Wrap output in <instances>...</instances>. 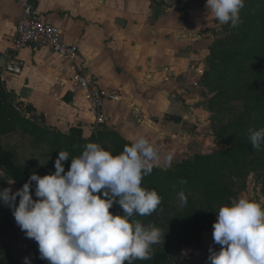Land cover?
Here are the masks:
<instances>
[{"label": "crops", "instance_id": "1", "mask_svg": "<svg viewBox=\"0 0 264 264\" xmlns=\"http://www.w3.org/2000/svg\"><path fill=\"white\" fill-rule=\"evenodd\" d=\"M25 3L59 30L63 42L78 47L79 63L109 97L105 126L130 142L143 135L163 154L173 147L184 126L169 117H188L195 66L207 60L204 48L214 17L206 0H0V56L10 50L23 62L20 75L2 77L4 89L40 123L65 134L79 128L87 137L95 128L94 114L67 64L47 47L15 50ZM8 186L17 190L14 183ZM23 243L18 233L4 246L12 255L15 244L18 251Z\"/></svg>", "mask_w": 264, "mask_h": 264}, {"label": "rangeland", "instance_id": "2", "mask_svg": "<svg viewBox=\"0 0 264 264\" xmlns=\"http://www.w3.org/2000/svg\"><path fill=\"white\" fill-rule=\"evenodd\" d=\"M252 2L257 0H245V3ZM252 11L250 14H254ZM245 14L240 12L242 22L234 28L230 24H219L215 18L210 23L212 34L206 38L204 48L207 60L197 61L191 83L195 91L194 103L187 108L188 117L182 118L193 128L183 127V135H175L173 147L170 145L172 148L165 151L164 154L170 152L174 156L171 167H155L152 171L161 178L156 185L161 204L145 225L155 224L162 230L160 242L152 247L164 252L169 250L165 264H208L209 250L219 251L221 247L213 241L212 235L221 206L245 196L264 207V149H257L253 155L237 161L232 159L229 150L231 144L248 136L249 129L264 128V51L254 43L262 33L256 37L249 34L248 40L242 42L248 34L244 30L254 27L247 22L250 16ZM208 58L212 69L205 79ZM6 94L12 99L13 112L6 117L7 123L0 126V145L11 150L19 163L54 167L60 151L70 153V142L63 138L65 133L33 119L31 113L25 112L26 107L8 95L0 77V99ZM103 126L100 130L95 126L89 136L82 137L87 142L79 145L74 155L69 154L64 168L69 170L71 159L81 155L84 146L93 142L88 139L91 136L113 155L123 152V142L129 144L130 141ZM40 129L47 131L45 138ZM103 130L101 135L99 132ZM202 158H210L211 162L203 164ZM179 163L193 166L199 186L172 188L163 185L167 182L165 173L174 172L175 164ZM189 172L183 170L175 178L179 180L190 175ZM142 183L145 185L147 181ZM8 184L6 188H10ZM143 188L155 190L156 187ZM180 191L187 196V204L183 206L177 196ZM16 251L17 244L12 251L13 258Z\"/></svg>", "mask_w": 264, "mask_h": 264}, {"label": "clouds", "instance_id": "3", "mask_svg": "<svg viewBox=\"0 0 264 264\" xmlns=\"http://www.w3.org/2000/svg\"><path fill=\"white\" fill-rule=\"evenodd\" d=\"M244 5L245 0H206L205 7L219 24L234 28L242 22ZM248 138L254 149H260L264 128L249 129ZM68 159V152L60 151L53 174L33 173L15 192L0 190V203L12 209L16 224L38 243L40 259L49 264H132L151 259L162 230L130 218L157 210L161 197L144 189L142 179L155 167H171L173 154H163L140 135L118 155L87 143L65 173L62 162ZM32 182L37 200L30 193ZM177 196L181 206L187 204L183 191ZM114 202L123 209L122 216L109 212ZM212 235L221 247L209 250L208 264H264V207L259 202L241 196L221 206ZM24 264H31L28 257Z\"/></svg>", "mask_w": 264, "mask_h": 264}, {"label": "trees", "instance_id": "4", "mask_svg": "<svg viewBox=\"0 0 264 264\" xmlns=\"http://www.w3.org/2000/svg\"><path fill=\"white\" fill-rule=\"evenodd\" d=\"M260 2V3H259ZM250 5V6H249ZM258 7H260V10H257ZM253 10L254 14H250V11ZM241 12H246L245 15L250 16V18L247 20L249 24L252 26L254 25L253 29L247 28L244 31L248 33L245 35L244 41L248 40L249 34H251L252 37H256L257 34H260V37L253 38L255 46L261 48L264 51V0H257V2L252 3H245L244 8L241 9ZM251 12V13H252ZM261 16V17H260ZM263 45V46H260ZM208 62L210 63V70L204 74V78L207 79L209 72L211 71V62L208 58ZM10 102H9V101ZM17 103V102H16ZM19 104V103H17ZM13 102L11 98L7 97V94L4 95L0 99V126L3 124H6L7 119L10 115V113L13 112L12 106ZM25 112L32 113L31 108H25ZM100 126V125H99ZM39 129L38 127H36ZM102 127H98L97 129L100 130ZM40 134L44 137L47 135L46 130H39ZM101 135L104 133L103 131L99 132ZM60 134V133H57ZM63 136V135H62ZM45 138V137H44ZM67 141H69V154H73L78 148L79 145L85 144L87 142V139L82 138L81 131L79 128H70L67 134H64V137ZM95 143V136H91L90 138ZM123 142V140H120ZM128 144L127 142H123V146ZM261 149H264V143L261 144ZM231 154L233 155V160L237 161L241 158H245L248 156L253 155L257 149H254L249 141L248 136H246L243 140L231 144L230 149ZM237 150V151H234ZM230 152V151H229ZM264 153V152H263ZM203 164H209L210 158H202L201 160ZM64 164V161L62 162ZM71 164V162H69ZM65 165V164H64ZM193 166L190 165H184V164H175V170L174 172H166L165 179L167 182H165L163 185H170V187H182V186H189V187H197L198 180L196 179L197 172L192 170ZM183 170L190 171V175H187L186 177H183L179 180L175 178V175H180ZM68 171V169L65 168V173ZM55 172V167L51 168H40L35 163H19L17 161L16 155L8 149H4L0 145V190H3L4 187H6L8 181L14 180V186L16 189H20L23 187L25 182H28L29 177L31 174L35 173L41 177L47 174H53ZM144 179L142 182L147 181V183L144 185L141 183V186H147V187H156L155 190L160 193L158 189L159 181L161 180L160 176L157 174H154L151 172V174L146 175L143 177ZM146 179V180H145ZM181 180H186L187 183H180ZM30 193L32 195L33 200H37L38 198L35 196V182H32V187L30 188ZM101 198H103L101 194ZM19 197L16 199V205L18 206ZM160 206H158L159 209ZM109 212L113 215H123V209L121 206L114 202L113 206L109 209ZM151 215L147 216H140L135 215L134 217L130 218V222L132 219L139 220L142 224L145 225L146 221L149 220ZM18 233H21L23 240L25 243L29 244L30 246L37 243L34 239L28 238L25 235V232L20 229V227L16 224L14 216L12 214V209L7 207L5 204L0 203V264H16L15 258L12 257L9 248L4 246V244H11L18 238ZM154 255L149 260H135L132 262V264H165L168 261L167 253H169V250H159L153 247ZM41 264H49L47 260L40 259Z\"/></svg>", "mask_w": 264, "mask_h": 264}, {"label": "built area", "instance_id": "5", "mask_svg": "<svg viewBox=\"0 0 264 264\" xmlns=\"http://www.w3.org/2000/svg\"><path fill=\"white\" fill-rule=\"evenodd\" d=\"M21 8L14 38L15 50L28 47L49 48L70 68L71 81L83 92L85 102L94 114L95 126L108 125L110 117L104 112L103 106L109 97L101 90L97 78L79 63L78 47L63 42L59 30L42 21L31 4L25 3ZM22 69L23 62L10 55L4 67H0V77L20 75ZM25 257L29 258L31 264H41L38 243L32 246L23 243L18 247L16 264H24Z\"/></svg>", "mask_w": 264, "mask_h": 264}, {"label": "water", "instance_id": "6", "mask_svg": "<svg viewBox=\"0 0 264 264\" xmlns=\"http://www.w3.org/2000/svg\"><path fill=\"white\" fill-rule=\"evenodd\" d=\"M10 54H11V51L8 50L7 53H6L5 55L0 56V67H1V68L4 67L5 63L8 61V56H9ZM209 70H210V63L207 64L206 73H207ZM10 96H11L12 98H14L13 95H10ZM33 118L36 119V120H38V121L40 120V118L37 117V116H34ZM169 120L172 121V122H174V123H179V124H181L182 126H184V127H185L186 129H188V130H191V129L193 128V126L186 124V122H185L184 120H182L181 118H179V117H173V116H170V117H169Z\"/></svg>", "mask_w": 264, "mask_h": 264}]
</instances>
